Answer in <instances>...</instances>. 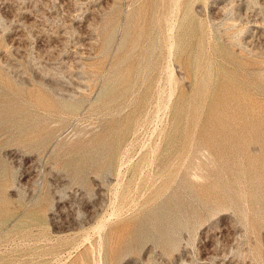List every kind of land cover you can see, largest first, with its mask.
Here are the masks:
<instances>
[{
  "label": "rangeland",
  "instance_id": "374dc122",
  "mask_svg": "<svg viewBox=\"0 0 264 264\" xmlns=\"http://www.w3.org/2000/svg\"><path fill=\"white\" fill-rule=\"evenodd\" d=\"M0 264H264V0H0Z\"/></svg>",
  "mask_w": 264,
  "mask_h": 264
}]
</instances>
